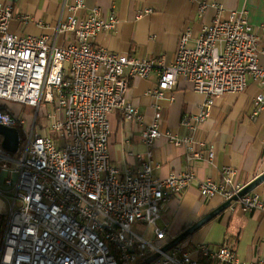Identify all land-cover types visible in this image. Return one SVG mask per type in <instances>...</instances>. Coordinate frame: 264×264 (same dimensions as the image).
Listing matches in <instances>:
<instances>
[{"label":"built area","instance_id":"2783aa9c","mask_svg":"<svg viewBox=\"0 0 264 264\" xmlns=\"http://www.w3.org/2000/svg\"><path fill=\"white\" fill-rule=\"evenodd\" d=\"M83 7L77 0L69 7L73 15L58 22L56 34L70 43L57 47L47 35L11 33L13 9L0 3V124L24 134H19L24 148L18 156L2 148L0 136V264H146L156 252L159 257L149 264H198L182 244L160 251L172 239L156 226L161 205L180 199L195 178L192 170L158 177L152 167L153 145L168 137L174 146H185L189 166L211 159L213 152L205 157L202 142L162 131L159 105L145 124L126 99L129 79H148L156 72L157 84L148 93L157 102L178 79L188 82L205 97L196 117L201 124L216 98L243 93L250 79L259 87L254 100L259 112L264 67L258 60V37L244 11H231L227 18L216 16L194 38L188 30L181 33L174 59L167 64L164 56L133 57L95 47L96 36L114 29L117 20L113 12L105 19L97 8L76 16L74 11ZM206 9L201 3L198 11ZM42 103L53 110L35 131ZM13 104L36 109L30 125L22 111L11 113ZM113 112L124 122L144 124L146 152L137 155L136 171L122 173L110 163L108 115ZM224 174L222 185L200 182L199 196L206 200L218 195L225 201L244 187L232 186L233 169ZM232 203L242 214L264 212L262 194L250 192ZM148 228L155 240L146 235ZM198 252L219 264H264L241 261L226 245L212 249L203 243Z\"/></svg>","mask_w":264,"mask_h":264},{"label":"crops","instance_id":"0c3cea01","mask_svg":"<svg viewBox=\"0 0 264 264\" xmlns=\"http://www.w3.org/2000/svg\"><path fill=\"white\" fill-rule=\"evenodd\" d=\"M76 1L0 0V3L13 9V18L9 22L11 33L47 35L50 40L55 39L57 47H64L70 40L63 34H56V27L59 21H65L68 16L73 15L69 7ZM80 1L84 7L74 11L76 16L85 17L90 10L97 8L105 19L113 12L117 20L114 29L96 36L93 42L95 47L133 57L158 59L164 56L167 64L174 59L181 33L188 30L194 38L216 16L227 18L231 11H244L258 37V60L264 67V54L261 53L264 48V0ZM201 3L207 5L204 13L198 11ZM145 10H150V13H143ZM23 17L28 18L27 23L21 22ZM157 81L156 72L148 79H129L125 95L127 101L137 108L145 124L151 122L154 106L159 105L162 131L169 132L176 138L187 136L196 142H202L200 153L205 157L208 151L213 152L211 159L202 158L203 160L189 166L185 146H174L168 137L155 141L152 167L158 177L192 170L195 178L180 199H171L161 205L156 226L166 230L169 239L224 201L218 195L202 199L198 192L200 182L209 179L216 185H222L226 180L225 170L231 168L234 170L232 186L243 187L264 172V106L259 112L255 111L254 100L259 87L249 79L243 93L216 98L201 124L197 123L196 117L205 101L203 95L194 92L188 82L178 79L175 86L166 92L165 99L157 102L148 93L156 86ZM108 120V153L111 165L122 173L138 170L137 155H144L146 152V146L141 140L144 124L124 122L119 112L110 113ZM253 192L264 195V182ZM146 235L155 240L151 228L147 229ZM203 243L212 249L226 245L244 262L264 261V212L254 210L242 214L235 207H229L182 243L184 250L198 264H219L217 260L198 252V247Z\"/></svg>","mask_w":264,"mask_h":264},{"label":"water","instance_id":"95a60500","mask_svg":"<svg viewBox=\"0 0 264 264\" xmlns=\"http://www.w3.org/2000/svg\"><path fill=\"white\" fill-rule=\"evenodd\" d=\"M0 136L2 137L1 146L2 148L11 153L15 154L18 151L19 147V132L16 128L5 127L0 124ZM264 182V172L257 176L254 180L246 184L241 190H239L235 195L231 198L223 201L217 207L212 209L207 214L203 215L196 222L185 228L182 232H180L177 236L173 237L170 241L166 242L160 249L161 252H166L171 248L181 244L185 241L189 236L200 230L204 225L215 219L217 216L224 213L232 204V202H236L239 198L244 195L253 192L259 185ZM160 253L156 252L145 260L146 264H149L151 261L155 260L159 257Z\"/></svg>","mask_w":264,"mask_h":264},{"label":"rangeland","instance_id":"374dc122","mask_svg":"<svg viewBox=\"0 0 264 264\" xmlns=\"http://www.w3.org/2000/svg\"><path fill=\"white\" fill-rule=\"evenodd\" d=\"M0 104H2L0 102ZM53 110V105L51 104H44L42 103L40 109H39V112H38V117H37V122H36V127H35V131H38L39 130V126L40 125V119L44 116L47 115L48 112H52ZM19 111H22V115L24 117V119L29 123V125L31 124L32 120H33V117L35 116V113H36V109L35 108H31V107H28V106H23V105H18V104H13L12 106V111L11 113H14L15 116L18 114ZM25 114V115H24ZM49 132V130H47ZM19 134L21 135V137H23V132L22 131H19ZM24 148V143L23 142H20L19 144V152L16 153V154H13L14 156H18L20 154V152L23 150ZM159 224V222H157V225ZM133 230L136 229V226L134 225L132 227Z\"/></svg>","mask_w":264,"mask_h":264},{"label":"trees","instance_id":"16d2710c","mask_svg":"<svg viewBox=\"0 0 264 264\" xmlns=\"http://www.w3.org/2000/svg\"><path fill=\"white\" fill-rule=\"evenodd\" d=\"M195 233H196V232H195ZM195 233H194V234H195ZM194 234H192L191 236H193ZM191 236H189V237H191ZM189 237H188V238H189ZM188 238H187V239H188ZM183 242H184V241H183ZM183 242H182V243H183ZM182 243H181V244H182ZM210 263H211V262H209V264H210Z\"/></svg>","mask_w":264,"mask_h":264}]
</instances>
